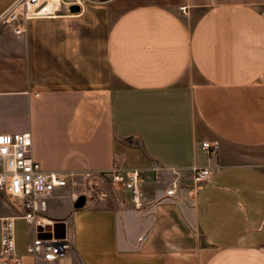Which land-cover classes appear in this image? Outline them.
I'll return each mask as SVG.
<instances>
[{
  "label": "crops",
  "instance_id": "1",
  "mask_svg": "<svg viewBox=\"0 0 264 264\" xmlns=\"http://www.w3.org/2000/svg\"><path fill=\"white\" fill-rule=\"evenodd\" d=\"M0 132H29L47 171L138 168L146 200L46 195L71 244L46 261L0 198L19 264H264V0H83L3 25ZM190 166L211 174L194 187Z\"/></svg>",
  "mask_w": 264,
  "mask_h": 264
},
{
  "label": "built area",
  "instance_id": "2",
  "mask_svg": "<svg viewBox=\"0 0 264 264\" xmlns=\"http://www.w3.org/2000/svg\"><path fill=\"white\" fill-rule=\"evenodd\" d=\"M83 0H15L0 15V21L25 22L28 19L58 17L65 14V6H81ZM180 12H185L182 6ZM22 26L15 29L20 33ZM31 137L29 132H0V198H3L18 212L25 224L30 225L33 236L29 240L26 254L33 259L54 261L64 256L71 249V244L64 238H37L36 226L51 224L43 215L46 210L45 196L56 189H67L70 200L78 195L85 199L96 200L99 204H108L111 199L102 184L114 190H125L134 207L146 203L141 186V170L125 168L116 159L108 168L97 170L47 171L30 156ZM217 142L210 144L202 141L200 148L214 150ZM191 182L194 187L202 184L210 174L209 167L190 166ZM165 194H173L178 185L176 178L171 180ZM15 216H0V264H19V254L14 246Z\"/></svg>",
  "mask_w": 264,
  "mask_h": 264
},
{
  "label": "water",
  "instance_id": "3",
  "mask_svg": "<svg viewBox=\"0 0 264 264\" xmlns=\"http://www.w3.org/2000/svg\"><path fill=\"white\" fill-rule=\"evenodd\" d=\"M64 10L68 14H76L80 11V6L76 4H69L66 5ZM85 204V198L83 195H78L72 203L74 208H81ZM35 230L37 231L36 237L37 238H64L65 237V230H64V223L62 221H53L51 224H42L36 226Z\"/></svg>",
  "mask_w": 264,
  "mask_h": 264
},
{
  "label": "rangeland",
  "instance_id": "4",
  "mask_svg": "<svg viewBox=\"0 0 264 264\" xmlns=\"http://www.w3.org/2000/svg\"><path fill=\"white\" fill-rule=\"evenodd\" d=\"M0 14H2V13H0ZM8 23H10V22H6V23H2V21H0V28H3V25H6V24H8ZM104 187H105V189L109 192L110 191V195L113 197L114 196V194H116V190H114V191H112L110 188H109V186L108 185H106V184H102ZM68 191V190H67ZM64 193V195L67 193H69V192H66V191H64L63 192ZM97 202V201H96ZM1 203H3V206H5V207H9L8 205V203L7 202H5V201H3V200H1ZM26 230H28V226H26L22 221H17L16 222V231H19V232H22V233H25V235L26 234H28V231H26Z\"/></svg>",
  "mask_w": 264,
  "mask_h": 264
}]
</instances>
